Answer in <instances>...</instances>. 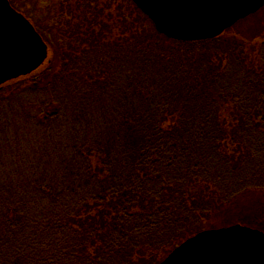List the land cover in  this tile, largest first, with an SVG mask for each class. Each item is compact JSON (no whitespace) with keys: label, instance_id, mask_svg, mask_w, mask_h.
<instances>
[{"label":"trees","instance_id":"1","mask_svg":"<svg viewBox=\"0 0 264 264\" xmlns=\"http://www.w3.org/2000/svg\"><path fill=\"white\" fill-rule=\"evenodd\" d=\"M257 14L187 42L131 0H58L51 64L0 88V264H160L264 231V40L235 32Z\"/></svg>","mask_w":264,"mask_h":264},{"label":"water","instance_id":"2","mask_svg":"<svg viewBox=\"0 0 264 264\" xmlns=\"http://www.w3.org/2000/svg\"><path fill=\"white\" fill-rule=\"evenodd\" d=\"M158 33L178 41L214 39L255 14L264 0H132ZM47 46L32 24L0 0V87L36 71ZM160 264H264V232L233 225L205 230Z\"/></svg>","mask_w":264,"mask_h":264},{"label":"rangeland","instance_id":"3","mask_svg":"<svg viewBox=\"0 0 264 264\" xmlns=\"http://www.w3.org/2000/svg\"><path fill=\"white\" fill-rule=\"evenodd\" d=\"M14 8L22 13L26 18H28L34 25L40 24L44 29L50 28V15H53V9L54 6L57 4L58 0H10ZM48 2V3H46ZM55 15V13H54ZM258 16L253 17L246 21L243 24H240L237 29H235L236 35H239V32H241V35H243L244 39H242V42H249L244 43V47L248 48L250 51L252 50V54L255 55L258 53V49L262 45L261 42L264 40L263 33H261L259 30L264 29V9L261 10L258 14ZM237 25V24H236ZM247 28V29H246ZM155 29V28H154ZM156 31V30H155ZM239 31V32H238ZM234 35V33H233ZM235 36V35H234ZM246 36V37H245ZM240 39V35L238 36ZM241 41V40H239ZM51 42L47 41V45L49 47V52H48V58L46 59L45 63L34 73L28 75V76H23L20 78L24 77H32L33 75L41 72L42 70H45L48 65L51 64V60L53 59V54L51 52ZM264 46V44H263ZM19 78V79H20ZM18 80V79H17ZM15 80H12L8 83H6L4 86L7 84L12 83ZM263 211L261 207L255 209L253 213L255 215L260 214V212ZM239 214V213H238ZM238 216H235L234 218L227 220L230 222H236V218ZM221 222H226V221H221ZM235 224V223H233ZM231 224V225H233ZM222 225V223H221ZM246 226V225H244ZM223 227V226H221Z\"/></svg>","mask_w":264,"mask_h":264},{"label":"bare ground","instance_id":"4","mask_svg":"<svg viewBox=\"0 0 264 264\" xmlns=\"http://www.w3.org/2000/svg\"><path fill=\"white\" fill-rule=\"evenodd\" d=\"M47 52H49V48H48V47H47ZM46 59H47V58H46ZM45 61H46V60H45ZM45 61H44V63H45ZM44 63H43V64H44ZM43 64H42V65H43ZM42 65H41V66H42ZM33 73H34V72H33ZM31 74H32V73H31ZM27 76H28V75H27Z\"/></svg>","mask_w":264,"mask_h":264}]
</instances>
